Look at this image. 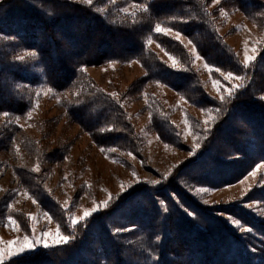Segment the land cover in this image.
Masks as SVG:
<instances>
[{
  "label": "trees",
  "instance_id": "obj_1",
  "mask_svg": "<svg viewBox=\"0 0 264 264\" xmlns=\"http://www.w3.org/2000/svg\"><path fill=\"white\" fill-rule=\"evenodd\" d=\"M213 1H0L1 115L24 114L30 104L25 92L42 76L51 90L73 94L63 103L65 116L87 132L97 147L141 158V139L120 100L102 92L82 72L84 67L112 61H135L141 66L144 75L133 91L148 83L161 84L213 114L209 129L201 131L202 147L178 164L163 183L130 188L117 203L82 223L72 243L0 264H264V220L237 207L219 211L248 228L237 235L191 192L197 186L230 184L256 162H264V39L255 59L245 67L219 34L216 17L218 8L234 9L264 31V1L219 0L217 9L210 10ZM129 4L134 6L130 13L118 11ZM156 25L189 41L197 56L214 69L213 78L219 79L217 71L232 73L242 78L241 86L222 100L210 97L193 68L191 54L179 40L157 33ZM149 41L178 66L161 61ZM115 43L120 46L115 48ZM28 52L33 55L19 60L18 54ZM150 113L158 138L175 143L169 119L153 110ZM234 120L240 124L229 127ZM1 132L6 137L12 133L11 126ZM110 156L122 162L119 154ZM16 171L27 191L61 221L56 201L36 175ZM253 195L264 202V185L255 188ZM93 240L96 248L91 249Z\"/></svg>",
  "mask_w": 264,
  "mask_h": 264
},
{
  "label": "rangeland",
  "instance_id": "obj_2",
  "mask_svg": "<svg viewBox=\"0 0 264 264\" xmlns=\"http://www.w3.org/2000/svg\"><path fill=\"white\" fill-rule=\"evenodd\" d=\"M73 1L89 3L86 0ZM218 4L214 0L209 9H217ZM133 8L129 4L118 11L130 13ZM216 13L218 32L232 47L240 62L245 64L246 55L255 59L264 39V31L234 9L218 8ZM162 34L179 40L191 54L193 68L210 97L222 100L230 96L229 89L236 90L241 86V79H228L227 73L217 71L219 79L213 78L210 73L214 69L206 67L200 57L196 58L198 56L193 52V46L184 37L177 39V33L171 30ZM115 44V48L120 46ZM69 45L71 44H66L67 47ZM149 47L158 54L161 61L171 67L178 66L177 61L156 44L150 42ZM25 55L33 54L20 53L19 60ZM69 56L72 58L67 53L68 58ZM34 71L40 75L38 69ZM82 72L102 92L120 100L141 139V158L130 153L97 147L87 132L65 116L63 103L73 94L69 91L51 90L42 82V76H39L36 84L25 92L30 104L24 114H0V263L39 249L65 245L53 243L57 231L70 238L68 243L74 242L82 223L99 215L111 203H117L118 197L130 188L141 183H163L178 164L202 147L204 137L201 136V131L209 129L213 122L211 109H200L187 103L164 85L148 83L141 90L133 91L144 75L143 69L135 61L107 62L84 67ZM262 98L264 99V93ZM152 110L156 114L165 115L174 126V134L171 135L175 143L161 141L153 131L150 113ZM239 124V120H234L229 127ZM10 126L12 133L3 137L2 129ZM214 145L226 148L223 143L214 142ZM113 152L119 154L122 162L110 156ZM16 169H25L28 171L26 173L36 175L43 190L52 201H56L62 214L61 221L58 217H52L34 198L36 196L27 191L23 181L16 175ZM194 170L196 168L190 169ZM262 185L264 162H256L230 184L217 188L197 186L191 192L201 204L209 208L212 215L223 219L232 232L238 235L248 228L219 211L227 207H237L257 219L264 220V202L254 199L253 195L254 189ZM106 201L108 203L105 207L103 205ZM93 208L99 210L92 212ZM85 211L92 214L73 225L71 220L78 219ZM12 220L16 223L12 224ZM44 233L49 235L44 236ZM25 237L29 238L28 242L39 240L40 243L19 253L25 246ZM45 242L49 247L43 246ZM90 246L91 249L96 248L95 240Z\"/></svg>",
  "mask_w": 264,
  "mask_h": 264
},
{
  "label": "snow or ice",
  "instance_id": "obj_3",
  "mask_svg": "<svg viewBox=\"0 0 264 264\" xmlns=\"http://www.w3.org/2000/svg\"><path fill=\"white\" fill-rule=\"evenodd\" d=\"M86 2H89L90 3L91 0H86ZM217 3H219V0H217ZM155 31L157 33H165L166 34L168 31H170V29H165V28H162L160 25H156ZM176 38L177 39L180 38V34L179 33L176 34ZM149 42H151V41H149ZM193 52H195V49H193ZM196 58L198 59L199 57H196ZM170 59H173V58L170 57ZM252 59H254L253 56L246 55L245 56V64H244V66L247 67L248 64L251 62ZM206 67H207V65H206ZM209 70H211V69H209ZM226 78H228V79H235V80L242 79L239 76H233L232 73H228L227 76H226ZM234 90L235 89H229V93L228 94L231 95ZM5 115H7V114L5 113ZM33 170L35 171V170H38V169H33ZM153 183H156V181H153ZM198 191H201V190H198ZM107 203H108L107 201L104 202V205L103 206L106 207L107 206ZM98 210H99L98 208H93L92 209V212H95V211H98ZM91 214H92L91 212L85 211L84 214L81 217H79L78 219L73 218L71 220V223L73 225H76V224L80 223L81 221L87 219V217L90 216ZM9 219L11 220V218H9ZM11 223L12 224H15L16 222L14 220H12ZM43 235L44 236H47L49 234L48 233H44ZM69 239L70 238L67 235H62L59 231H57L56 232V235H55V238L53 239V243L54 244H66V243L69 242ZM28 240H29V238L28 237H25V241H26L25 246L19 250V253H22V252H24L26 250H30L36 244H39L40 243L39 240L32 241V242H28ZM43 246L44 247H49V244L47 242H45ZM19 253H10V255H12V254L18 255ZM0 256H2V253H0Z\"/></svg>",
  "mask_w": 264,
  "mask_h": 264
},
{
  "label": "bare ground",
  "instance_id": "obj_4",
  "mask_svg": "<svg viewBox=\"0 0 264 264\" xmlns=\"http://www.w3.org/2000/svg\"><path fill=\"white\" fill-rule=\"evenodd\" d=\"M93 41V40H92Z\"/></svg>",
  "mask_w": 264,
  "mask_h": 264
}]
</instances>
